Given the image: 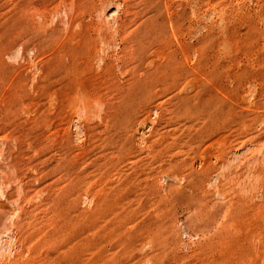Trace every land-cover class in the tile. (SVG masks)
<instances>
[{
  "label": "rangeland",
  "instance_id": "1",
  "mask_svg": "<svg viewBox=\"0 0 264 264\" xmlns=\"http://www.w3.org/2000/svg\"><path fill=\"white\" fill-rule=\"evenodd\" d=\"M0 264H264V0H0Z\"/></svg>",
  "mask_w": 264,
  "mask_h": 264
}]
</instances>
